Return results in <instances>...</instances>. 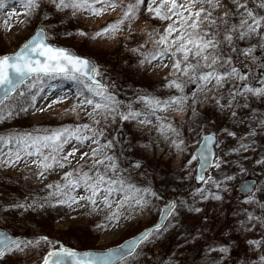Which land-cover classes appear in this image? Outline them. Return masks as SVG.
<instances>
[{"label": "snow or ice", "instance_id": "6c2138e0", "mask_svg": "<svg viewBox=\"0 0 264 264\" xmlns=\"http://www.w3.org/2000/svg\"><path fill=\"white\" fill-rule=\"evenodd\" d=\"M0 14L5 28L13 18L32 25L31 35L16 51L0 55V124L63 104L68 98L65 83L72 85L76 100L67 111L77 117L84 113L88 121L0 133V168L15 169L23 162L36 166L37 178L45 180L46 174L62 173L59 181L45 185L44 196L28 193L17 199L0 191V264H20L18 257L32 255L38 257L33 264H196L197 258L202 264H231L232 246L205 238L207 215H200L204 208L198 205L230 202L234 182L249 172L242 163L248 153L260 156L253 162L259 176L239 184L243 197L233 231L244 244L242 264H264V0H0ZM145 16L167 23L158 34L149 31L148 40L123 48L136 57L137 70L170 61L161 65L172 69L164 87L174 94L167 98L125 88L121 80L131 73L106 67L108 61L87 50L89 41L107 38L119 44L121 35L135 40L133 23ZM81 18L105 23L91 33L79 27L73 31L71 22ZM73 40L84 46L74 50L77 46H68ZM188 85L195 86L191 96ZM41 100L47 103L38 107ZM207 101L222 119L199 121L196 105ZM188 110L195 122L190 136L168 122V113ZM128 125L155 129L156 144L141 148L174 150L175 158H183L179 172L186 175L177 176V183L195 174L202 185L190 193L191 201L166 199L151 182H138L137 177L146 175V157L126 155L135 147L123 139ZM229 139L233 144L226 150ZM65 207L103 213L108 223L153 212L157 218L103 253L75 250L48 235L29 236L8 227L16 213L23 217ZM183 212L197 216L200 226L186 229ZM165 242L174 247L165 250ZM190 252L196 254L191 262Z\"/></svg>", "mask_w": 264, "mask_h": 264}, {"label": "rangeland", "instance_id": "374dc122", "mask_svg": "<svg viewBox=\"0 0 264 264\" xmlns=\"http://www.w3.org/2000/svg\"><path fill=\"white\" fill-rule=\"evenodd\" d=\"M21 19H23V17H21ZM105 19H111V17H106ZM104 23L105 20L81 18L79 22L72 21L70 26L73 31L79 27L91 33ZM166 23L167 22H160L158 20H150L147 16L142 17L140 20L133 23L134 31L137 33L135 40L131 37L121 35L119 37V44L107 38L99 42L89 41L87 42V50L100 54L102 60L108 61V64L105 65L106 67L111 68L115 65L117 70L126 69L131 73L127 79L121 80L125 88L132 87L143 89L161 98H167L168 95L174 94L164 87L167 82L166 77L170 79L172 76V69L171 67L165 68L161 65L165 63L170 64V61L165 59L161 62H154V66L150 65L146 66V68L137 70L136 57L125 52L123 48L125 43L135 45L137 41L143 42L144 40H148L147 33L149 31L154 32V34L162 32ZM9 28L4 27V17L0 14V47L2 48L4 46L7 54L16 51L18 46L22 44L32 32V25L20 24L15 18L9 21ZM68 46H77L74 47V50L79 51L80 47L84 46V42L73 40ZM148 46L149 48L153 47L151 43ZM129 65H131L130 68ZM59 91L60 89H57V92ZM194 91V85H188L186 88V92L189 96H191V93ZM63 92L68 93V98L63 104L54 105L52 109H48L43 113L37 111L35 114H32L30 111L29 114H23L28 123L25 129L31 130L34 127L58 128L61 126H74L78 123L88 122L84 113H81L80 117H77L67 111L72 104L76 103L72 85L65 83ZM125 95H131V93L128 92L125 93ZM51 99L52 96L49 97V101ZM46 103V101L41 100L38 107ZM196 107L200 112V117L198 119L201 122L210 123L212 120L220 118L219 113L214 109L211 101L196 105ZM185 121H187V123H185ZM168 122L177 126H182L187 136L191 135V127L195 126V122L191 119V110L184 113L175 111L168 113ZM153 123L155 124V121H153ZM156 137L157 133L152 126L142 129L136 125H128L125 128L123 139L130 141L135 147L132 153H126V155L135 159L137 155L142 154L146 157L144 160L145 166L150 167V169L156 167L152 173L163 176L162 181H159V191L163 192L166 199L172 197L177 198V195L181 198V193L185 190H187L188 193V191L193 192L197 187H201L202 185L195 179V174H193V178L186 180L184 183H177L176 177L186 175V173L179 172V167L183 158H175L174 150L173 152H168L166 150V145H162L166 151H161L160 148L156 147H150L148 149L140 147V145L144 144L155 145L157 142ZM192 139L194 140L195 138L192 137ZM232 144L233 142L229 139L224 147L226 150H229ZM246 155H248L249 159L244 160L242 163L249 168V172L246 175L239 176L237 181L234 182L236 187L233 188L229 194L230 202L225 201L221 204L216 201H205L202 205H198L204 208V213L200 215L203 216L205 213L207 215L205 238L214 240L217 243L227 241L228 244L232 246L231 264H242L244 260V244L242 238L233 231L237 221V216L235 215L236 206L238 200L243 197V195L239 194L238 187L244 180L250 178L257 179L259 176V165L253 162L259 159L260 156L252 153ZM229 159H236V157L232 156L229 157ZM73 164L75 165V161H73ZM75 166L79 167V165ZM85 170H87V166ZM35 173L36 166L25 165L22 162L17 165L15 169L9 170L7 168H0V181L19 184L21 189L28 191V193L44 196L47 194L45 185L52 181H59V177L62 175V173L46 174L47 179L45 180L43 178L38 179ZM209 174H211V172ZM142 183L147 184V180ZM152 187L154 190H157L153 185ZM172 187H176L178 191H171ZM32 213L40 215L41 220H24V217L29 213H25L23 217L19 216V213H16L14 218L15 223L8 225V227L15 228L18 232L29 236H31L33 232L37 235H48L50 239L58 240L66 247L78 250L104 249L117 245L144 229L145 226L149 225L157 218L155 212H153L152 215L129 216L128 219L121 218L118 223L115 221L108 223L103 213L89 214L88 209L83 207L75 210L66 207L52 208L46 211ZM181 220L184 227L188 230H195L200 226L199 218L192 213L183 212ZM98 223L105 224L106 227L97 228L96 225ZM21 224L24 225L23 228L19 227ZM181 231L183 232L184 229ZM201 243H203V241H201ZM161 247H174V244L168 245V243L165 242V245H161ZM192 255H194V252L187 254V258L190 262L193 260ZM37 258L38 257L35 255L27 257L20 256L18 260L20 264H33ZM196 264H202V261L197 258Z\"/></svg>", "mask_w": 264, "mask_h": 264}, {"label": "trees", "instance_id": "16d2710c", "mask_svg": "<svg viewBox=\"0 0 264 264\" xmlns=\"http://www.w3.org/2000/svg\"><path fill=\"white\" fill-rule=\"evenodd\" d=\"M6 48L3 46L2 48L0 47V55L2 54H7V52L5 51ZM28 125V123L26 122V118L24 117L23 114H20L18 117L14 118L11 121L7 122V125L5 124H1L0 125V133L9 130V129H19V130H26V126ZM145 164V163H144ZM156 169V167H154L153 169H150V167L145 166V169H143V172H146V175L143 177H137L138 182H144L145 180H147L148 182H151V184L157 189L159 190V181H162L163 176L161 175H155L154 173H152V171H154ZM0 191H4L5 193H11L13 197L17 198V199H23L25 194H28V191H24L21 189L19 184H12L11 182H3L0 181ZM191 192L187 190H185L184 192L181 193V198L183 199H187L189 201H191ZM177 197H179L177 195ZM180 198V197H179ZM34 219L36 220H41L40 219V215H38L37 213L34 214L32 212H30L28 215H26L24 217V220H29V221H33ZM166 249V247H164ZM195 252L194 255H192V258L195 257Z\"/></svg>", "mask_w": 264, "mask_h": 264}, {"label": "water", "instance_id": "95a60500", "mask_svg": "<svg viewBox=\"0 0 264 264\" xmlns=\"http://www.w3.org/2000/svg\"><path fill=\"white\" fill-rule=\"evenodd\" d=\"M8 54H9V53H8ZM213 147H214V146H213ZM196 181H197V180H196ZM246 181L249 182V183H251V182L256 181V179H247V180H245V181H243V182H246ZM197 182H198V181H197ZM243 182H242V183H243ZM198 183H200V182H198ZM238 191H239V187H238ZM239 192H240V191H239ZM240 193L243 195L242 192H240ZM142 230H143V229H142ZM142 230H141V231H142ZM139 232H140V231H139ZM139 232L136 233L135 235H138ZM135 235H133V236L127 238L126 240L122 241L121 243H119V244H117V245H114V246H111V247H108V248H104V249H84V250H80V251H92V252H100V253L107 252V251H109V250H111V249H116V248H118L121 244H123V243H125L126 241L132 239ZM73 249H75V248H73ZM75 250H78V249H75Z\"/></svg>", "mask_w": 264, "mask_h": 264}, {"label": "flooded vegetation", "instance_id": "af4514ba", "mask_svg": "<svg viewBox=\"0 0 264 264\" xmlns=\"http://www.w3.org/2000/svg\"><path fill=\"white\" fill-rule=\"evenodd\" d=\"M173 198V197H172Z\"/></svg>", "mask_w": 264, "mask_h": 264}]
</instances>
